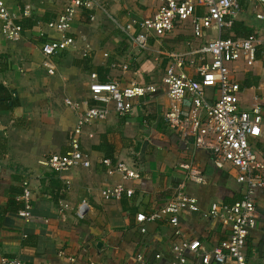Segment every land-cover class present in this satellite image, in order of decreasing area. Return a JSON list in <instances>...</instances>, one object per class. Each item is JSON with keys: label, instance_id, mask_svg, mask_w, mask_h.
Instances as JSON below:
<instances>
[{"label": "crops", "instance_id": "crops-1", "mask_svg": "<svg viewBox=\"0 0 264 264\" xmlns=\"http://www.w3.org/2000/svg\"><path fill=\"white\" fill-rule=\"evenodd\" d=\"M5 2L23 33L19 39L8 40L0 25V84L15 93L20 103L14 112L0 109V264L5 257L19 258L22 264H173V247L180 240L173 227L166 220L151 222L143 234L136 218L162 210L180 185L197 199L200 209L181 213L185 238L200 241L207 252L227 242L230 231L208 213L214 204L238 202L245 187L238 183L235 169L219 168L214 154L199 147L194 137L183 138L170 128L164 120L170 99L162 91L135 101L134 110L125 117L112 112L106 121L85 129L82 150L90 158L89 168L58 175L43 163L70 151L80 112L66 105L67 99L95 105L90 98L95 82H118L122 88L162 87L167 70L174 65L169 57L173 52L190 54L183 71H177L199 79L198 68L210 60L192 53L211 39L226 38L229 33L234 37L231 29L236 20L245 21L253 34L264 33V6L243 3L230 27L200 35L188 20L163 39L150 38L149 49L141 50L122 28L149 17L159 0H99L100 6L89 15L82 11L75 17L67 33L74 45L48 60L43 46L63 36L49 24L63 13L66 1ZM48 64L55 68L54 75ZM230 74L241 86V109L249 111L259 103L264 110V48L253 67L238 61L231 65ZM219 97V88L206 92L210 102ZM15 118L28 122L27 128L17 127ZM252 143L264 158V136ZM104 160L126 162L141 178L124 181L119 173L110 172ZM190 170L200 172L206 183L191 181ZM25 177L34 195L31 222L20 218L10 205ZM122 185L135 194L120 200L103 196L105 189ZM16 199L21 201L20 196ZM83 202L90 207L80 220L77 211ZM256 204L259 218L246 255L251 263L261 264L264 189L257 191ZM157 255L162 258L156 260ZM188 262L202 264L191 253Z\"/></svg>", "mask_w": 264, "mask_h": 264}, {"label": "built area", "instance_id": "built-area-1", "mask_svg": "<svg viewBox=\"0 0 264 264\" xmlns=\"http://www.w3.org/2000/svg\"><path fill=\"white\" fill-rule=\"evenodd\" d=\"M65 1L67 5L63 13L49 24L51 29L63 34L62 39L47 43L42 48L48 60L74 45L75 40L67 36V33L75 17L82 11L90 14L95 7L100 6L99 0ZM243 3L264 6V0H159V6L149 17L137 25L128 24L122 30L138 49L148 50L150 38L163 39L173 33L179 24L188 20L192 21L197 35L209 29L230 27L240 16ZM202 10L204 14L200 15ZM27 14L26 17L29 11ZM0 25L2 34L8 40L19 39L23 33L22 25L10 13L5 0H0ZM261 48H264V33H255L247 38L217 37L192 53L210 60L198 68L199 79L181 72L190 61V54L187 57L186 54L173 52L169 57L174 65L167 70L162 87L133 85L122 88L118 82L93 83L90 98L95 105L66 100V105L80 112L70 140V151L65 155L51 156L43 165L58 175H65L73 169L89 168L90 158L82 150L85 129L106 121L112 112L125 117L134 110L135 101L162 91L170 99L169 108L164 113L165 122L183 138L192 136L199 147L211 151L219 168L235 169L237 181L245 187V191L242 199L233 205L214 204L210 208L208 216L218 219L230 231L229 240L212 252H207L200 241L186 239L181 230V213L185 210H200L197 199L186 193L184 185L175 189L172 199L162 210L151 215H137L139 231L146 234L147 223L166 220L173 227L174 236L180 239L173 247V264H189V253L199 257L202 264H256L248 260L246 248L259 218L256 193L264 189V158L252 143L264 136V110L259 103L249 111L241 109V86L232 79L230 67L238 61L253 67ZM48 69L50 74L56 73L55 68L49 64ZM178 69L181 71L178 72ZM93 79H96L95 75ZM211 88H219L220 91V97L214 102L206 98V92ZM103 164L111 173H119L124 181L141 178L139 171L126 162L113 164L111 160H104ZM189 179L199 184L206 183L196 170H190ZM21 189L24 208L19 212V217L31 222L34 195L28 178L22 179ZM134 194V189L123 185L103 191L106 199L114 200L123 199L125 195L132 197ZM89 207V203H81L77 211L80 220L85 218ZM161 258V255L156 256V260ZM71 261L75 262L74 259ZM1 263L22 264L19 258L8 257L3 258ZM261 264H264V259Z\"/></svg>", "mask_w": 264, "mask_h": 264}, {"label": "trees", "instance_id": "trees-1", "mask_svg": "<svg viewBox=\"0 0 264 264\" xmlns=\"http://www.w3.org/2000/svg\"><path fill=\"white\" fill-rule=\"evenodd\" d=\"M231 32L235 35L234 37H230V33L226 35V38H247L253 34V30L248 27L245 21H238L236 20L233 23ZM20 107V103L15 96V93L8 90L2 84H0V109L10 110L14 112L17 108ZM15 117V116H14ZM15 125L20 128H27L28 122H23L15 118ZM113 164H117L118 162L115 160H111ZM22 189H19V192H16V196L11 199L10 205L14 207L16 212H20L24 208V202L17 201L16 197L22 195ZM17 213V215H18Z\"/></svg>", "mask_w": 264, "mask_h": 264}]
</instances>
